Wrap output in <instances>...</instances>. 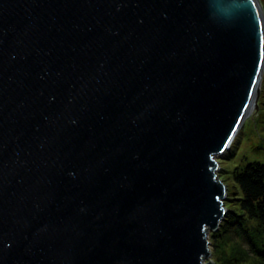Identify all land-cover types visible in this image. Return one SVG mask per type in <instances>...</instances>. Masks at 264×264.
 Here are the masks:
<instances>
[{
	"label": "water",
	"instance_id": "1",
	"mask_svg": "<svg viewBox=\"0 0 264 264\" xmlns=\"http://www.w3.org/2000/svg\"><path fill=\"white\" fill-rule=\"evenodd\" d=\"M263 70L259 0H0V264H213Z\"/></svg>",
	"mask_w": 264,
	"mask_h": 264
},
{
	"label": "rangeland",
	"instance_id": "2",
	"mask_svg": "<svg viewBox=\"0 0 264 264\" xmlns=\"http://www.w3.org/2000/svg\"><path fill=\"white\" fill-rule=\"evenodd\" d=\"M259 2L264 16V0ZM259 88L253 112L245 118L231 148L218 158L219 178L228 188V214L220 229L209 234L213 264H264V225L241 213L240 191L233 181L235 170L249 163L264 164V70Z\"/></svg>",
	"mask_w": 264,
	"mask_h": 264
},
{
	"label": "trees",
	"instance_id": "3",
	"mask_svg": "<svg viewBox=\"0 0 264 264\" xmlns=\"http://www.w3.org/2000/svg\"><path fill=\"white\" fill-rule=\"evenodd\" d=\"M233 181L240 191L237 202L241 213L264 225V164L249 163L235 170Z\"/></svg>",
	"mask_w": 264,
	"mask_h": 264
},
{
	"label": "bare ground",
	"instance_id": "4",
	"mask_svg": "<svg viewBox=\"0 0 264 264\" xmlns=\"http://www.w3.org/2000/svg\"><path fill=\"white\" fill-rule=\"evenodd\" d=\"M256 98L257 97H256V94H255V96H254V98H253V100H252V102H251V104H250V106H249V108L247 110L245 118L248 117L253 112V110H254V108L256 106V101H257Z\"/></svg>",
	"mask_w": 264,
	"mask_h": 264
}]
</instances>
